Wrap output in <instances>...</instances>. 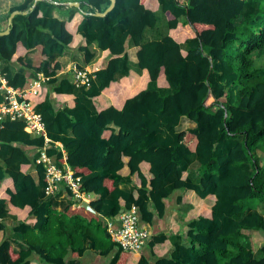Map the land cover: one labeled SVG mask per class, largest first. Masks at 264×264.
I'll return each instance as SVG.
<instances>
[{"label": "trees", "instance_id": "16d2710c", "mask_svg": "<svg viewBox=\"0 0 264 264\" xmlns=\"http://www.w3.org/2000/svg\"><path fill=\"white\" fill-rule=\"evenodd\" d=\"M32 2L9 9L26 14L15 15L0 36V60L17 67L12 74L0 68L3 84L21 93L18 101L43 124V134L33 136L21 122H0V234L11 218L8 233H18L25 246L14 253L8 237L0 239V264H64L67 250L78 256L86 239L103 256L115 247L108 264H149L110 245L100 220L115 221L133 207L139 225L149 223L152 215L162 217L163 200L175 191L177 201L191 206L189 247L164 258L170 245L154 236L151 264H264V244L253 251L243 234L264 233V218L254 212L264 204V64L254 68L256 55L264 54V0H114L103 17L93 14L108 0H40L28 10ZM53 2L78 7L65 6L60 21L51 15ZM157 9L166 35L141 44ZM91 44L100 66L88 86L75 87L71 72L57 75L68 48L89 64ZM35 47L43 61L33 67L23 57ZM26 73L44 78L29 93H23ZM181 119L193 126L176 130ZM54 143L65 151L64 164L79 177L92 212L57 211L56 203L42 201L46 184L33 156L44 148L63 166ZM193 163L196 180L187 173ZM123 166L129 193L116 188Z\"/></svg>", "mask_w": 264, "mask_h": 264}, {"label": "crops", "instance_id": "0c3cea01", "mask_svg": "<svg viewBox=\"0 0 264 264\" xmlns=\"http://www.w3.org/2000/svg\"><path fill=\"white\" fill-rule=\"evenodd\" d=\"M22 3H23V0H0V31H4L7 26V17L9 15V9L13 7H18ZM66 3L68 2H59V3L53 2V4L56 5L57 7H55L51 11L52 17L60 21H65L67 17V10L65 8ZM161 15L162 14L157 9L156 10L157 19H156L155 27L154 28H144L142 30L141 41H140L141 44L159 40L166 35L167 30L165 27L163 15L162 16ZM159 17L161 18V23H159ZM126 47H127L126 50L130 51L132 49V43L129 41ZM88 50L90 51V53H92L93 58L91 59L89 64L86 65L83 62L82 53L78 52L75 48L66 49L63 53L62 58L60 59L61 69L57 75H60L66 72L68 73L71 71L72 68H76L77 66L79 67V69L84 70L87 73H89V75H92L93 72L97 71L100 66L98 64L99 56H100L99 51L95 49L93 44L88 46ZM23 60H24V63L27 65H30L33 67L38 66L43 61V57L40 55L39 47H35L27 51L23 57ZM128 67L132 72L136 74L139 73L136 69L137 68L136 65L132 61H130V59H129ZM0 68L1 69L7 68L9 73L12 74L13 71L17 67L11 68L6 63L0 60ZM26 76L29 79L28 85L31 86L33 82L36 81L37 77L34 76L35 79L31 78L32 76H30L29 73H26ZM42 78L43 77L41 75V77L37 79L38 84L41 83ZM8 90L9 88L4 86L3 80L0 77V103L7 97ZM0 122H19V121L10 120V115L8 113H4L0 115ZM192 126L193 124L190 123L189 121H186L185 119H181L179 125L176 127V130L180 131V130H183L185 128H189ZM109 130H112L113 133L117 132V128L112 125H108V131ZM108 131H106L104 134L107 135ZM67 135H69L68 131H67ZM33 136H36V135H33ZM54 147H56L60 151L62 165H65L64 164V160L66 157L65 151L63 150V148L61 147L59 143H54ZM37 153L38 152H36L33 156L34 160L37 158ZM4 158H5L4 154L0 152V159H4ZM122 162L125 164L127 162V159L122 158ZM29 175L33 179V181L36 182L37 180L36 172L34 170H31L29 172ZM118 175L123 179V181L117 184L116 188L126 193L131 192L132 190L131 186L125 181V176L127 175V168L123 166V168H121L118 171ZM178 195L179 193L175 191V192H172L168 196V198L163 200L164 212H163L162 217L157 218L155 215H152L149 223H146V224L140 223L141 224L140 226L145 228L149 232L150 237L146 241L144 247L137 254H132L133 257L141 256L149 264L153 263L154 258L150 254L149 241L151 240L152 237L159 236V235L166 237L170 245L169 250L167 251L166 254H164L165 256L163 255L164 258L171 257L173 253L178 249L180 250L179 252L181 254H183V251L188 249L189 245L186 239V231L188 228L189 218L187 214L191 210V206L177 201ZM48 200L56 203L57 205L55 206V208L57 211H59V209L62 206H72V207L78 208L80 206L79 204L80 201H83L87 203L88 205L90 198L86 195H83L79 199V202H76L75 198L69 197L66 194V191L64 190V188L59 186V188L56 189V191L52 192L51 194H46L42 201H48ZM114 222L115 221L113 220L102 219L100 220L101 228H104L105 233H106V225L114 224ZM5 224H6L7 229L3 233L0 234V239H2L3 237H8L10 241L9 242L10 248L14 253L24 250L25 246L22 244L21 236L16 232L8 233V229H10V227L14 225L11 218L5 219ZM111 247L112 249H111L110 254H108V256H103L99 254L97 251H95L90 245V241L86 239L83 241V249L79 253L78 256L71 257L69 250H67L66 255L64 256V264H108L109 261L111 260L110 256L113 254V251L115 249L114 246L111 245ZM154 248L156 249L157 247L155 246ZM157 250L159 251L160 249H157ZM31 258L35 259V256H32Z\"/></svg>", "mask_w": 264, "mask_h": 264}, {"label": "built area", "instance_id": "2783aa9c", "mask_svg": "<svg viewBox=\"0 0 264 264\" xmlns=\"http://www.w3.org/2000/svg\"><path fill=\"white\" fill-rule=\"evenodd\" d=\"M70 72L75 87L81 85L88 86L89 73L76 68H72ZM36 77V81L23 93H29L33 87L39 85L37 79L41 75L38 74ZM43 80L44 78H42ZM21 96V93L9 89L7 97L0 103V115L8 113L10 120L23 123V130L30 135L37 136L43 134V124L40 115L31 109L29 104L18 101V98ZM47 141L45 139L44 143H48ZM35 163L40 164L43 169V177L46 184L45 195L56 191L59 186L70 192L73 198L80 199L84 195L79 190V177L73 176L67 166L63 165L60 167L52 162L46 156L44 148L38 151ZM106 233L110 243L119 248L120 251L131 254H137L150 237L149 232L139 225L137 214L133 207L121 211L114 224H107Z\"/></svg>", "mask_w": 264, "mask_h": 264}, {"label": "rangeland", "instance_id": "374dc122", "mask_svg": "<svg viewBox=\"0 0 264 264\" xmlns=\"http://www.w3.org/2000/svg\"><path fill=\"white\" fill-rule=\"evenodd\" d=\"M253 8L250 6L249 10H252ZM162 16V15H161ZM159 23H161V18L159 17ZM264 64V54H257L255 57V64H254V68L255 67H260ZM261 155V154H259ZM260 157V164L264 165V155L259 156ZM196 167V164H192L191 166H189V168L187 169L189 176L193 179L196 180V176L194 173V169ZM258 212L260 215H262V217L264 218V204H259L255 207L254 212ZM243 234L246 236L247 240L250 243V246L252 248L253 251H255L256 249H258L262 244H264V233L262 232H243Z\"/></svg>", "mask_w": 264, "mask_h": 264}, {"label": "water", "instance_id": "95a60500", "mask_svg": "<svg viewBox=\"0 0 264 264\" xmlns=\"http://www.w3.org/2000/svg\"><path fill=\"white\" fill-rule=\"evenodd\" d=\"M37 1H40V0H33L32 4H31V6H30V8H29L28 10H30V9L34 6V3L37 2ZM108 1H109L108 6H107L102 12H96V13H94L93 15L96 16V17H103L108 11H110L111 8L113 7L114 0H108ZM65 5H66L67 7H75V8L78 7V3H76V2H68V3H66ZM18 14H22V15H24V14H26V12H25V11H23V12L12 11V12L8 15V17H7V26H6L5 30H4V31H0V36L5 35V34L8 33V29H9V26H10V24H11V20H12V18H13L15 15H18ZM75 201H76V202H79V199L75 198ZM79 204H80V207H82L83 209H85V210H87V211H89V212H92V210L89 208V206L87 205V203H85V202H83V201H80ZM120 213H121V210L119 211V214H120Z\"/></svg>", "mask_w": 264, "mask_h": 264}, {"label": "clouds", "instance_id": "9594fccd", "mask_svg": "<svg viewBox=\"0 0 264 264\" xmlns=\"http://www.w3.org/2000/svg\"><path fill=\"white\" fill-rule=\"evenodd\" d=\"M73 198V197H72Z\"/></svg>", "mask_w": 264, "mask_h": 264}]
</instances>
